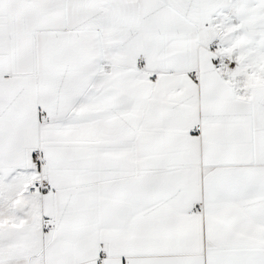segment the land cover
I'll use <instances>...</instances> for the list:
<instances>
[{"label": "crops", "instance_id": "obj_1", "mask_svg": "<svg viewBox=\"0 0 264 264\" xmlns=\"http://www.w3.org/2000/svg\"><path fill=\"white\" fill-rule=\"evenodd\" d=\"M234 1L0 0V264H264V83L210 47Z\"/></svg>", "mask_w": 264, "mask_h": 264}, {"label": "rangeland", "instance_id": "obj_2", "mask_svg": "<svg viewBox=\"0 0 264 264\" xmlns=\"http://www.w3.org/2000/svg\"><path fill=\"white\" fill-rule=\"evenodd\" d=\"M219 68L235 84L264 83V0H235L209 24Z\"/></svg>", "mask_w": 264, "mask_h": 264}, {"label": "built area", "instance_id": "obj_3", "mask_svg": "<svg viewBox=\"0 0 264 264\" xmlns=\"http://www.w3.org/2000/svg\"><path fill=\"white\" fill-rule=\"evenodd\" d=\"M210 47H212L216 51L214 43H212L210 45ZM222 63L223 62H222L221 57L219 55H217V57H216V67L219 69L221 67ZM191 75L192 76H197L198 72L197 71H192ZM44 121H49V118L45 117ZM41 159H42V151H41V149H37L36 148V150L34 151L33 162L34 163H41V161H42ZM52 190H53L52 185L48 181L43 180L39 184L29 187L28 193L31 194V195H37V194H42V193H45V192H50ZM42 226H43V228L45 230H53V229H55L56 228V220H55V218L54 217H49V216L43 217ZM106 257H107L106 251L104 249H101L100 252H99L98 264H105Z\"/></svg>", "mask_w": 264, "mask_h": 264}]
</instances>
